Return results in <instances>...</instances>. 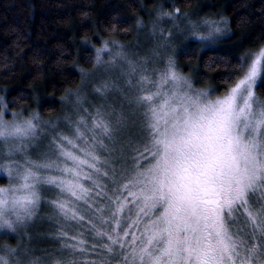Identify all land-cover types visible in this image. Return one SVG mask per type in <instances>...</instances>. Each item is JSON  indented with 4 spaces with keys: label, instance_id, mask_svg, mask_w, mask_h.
<instances>
[{
    "label": "snow or ice",
    "instance_id": "obj_1",
    "mask_svg": "<svg viewBox=\"0 0 264 264\" xmlns=\"http://www.w3.org/2000/svg\"><path fill=\"white\" fill-rule=\"evenodd\" d=\"M147 63L127 61L122 85L95 88L117 89L127 109L97 107L90 125L81 117L71 134L53 135L43 159L26 143L41 139L39 116L8 123L0 113V229L27 226L54 191V214L90 225L96 256L77 259L89 249L72 236L48 260L25 262L18 252L28 249L5 245L0 264H264V47L237 61L220 96L195 89L172 57L151 73Z\"/></svg>",
    "mask_w": 264,
    "mask_h": 264
},
{
    "label": "trees",
    "instance_id": "obj_2",
    "mask_svg": "<svg viewBox=\"0 0 264 264\" xmlns=\"http://www.w3.org/2000/svg\"><path fill=\"white\" fill-rule=\"evenodd\" d=\"M176 9L196 19L227 21L226 38L207 44L187 40L177 57L182 74L195 87L224 94L237 61L264 46V0H0V112L5 104L10 112L56 116L66 95L79 87L80 71L91 69L93 47L100 40L131 43L137 22H148L153 12ZM256 92L264 98L260 82ZM48 209L46 217L42 212L47 221L37 229L42 238L34 248L60 252L63 243H74L69 238L78 232L89 253L77 259H96L90 225L62 226L63 219ZM61 232L69 236L58 238ZM4 240L0 236V244Z\"/></svg>",
    "mask_w": 264,
    "mask_h": 264
},
{
    "label": "rangeland",
    "instance_id": "obj_3",
    "mask_svg": "<svg viewBox=\"0 0 264 264\" xmlns=\"http://www.w3.org/2000/svg\"><path fill=\"white\" fill-rule=\"evenodd\" d=\"M166 13H172V15H165V11L159 10L149 14L148 22L145 21V23L141 20L137 22L134 29V40L131 43H122L115 39L100 40L99 44L93 47L94 62L91 69L80 71L81 83L79 87L66 95L63 99L64 104L60 113L56 116L44 119L39 115L37 110H31L27 114H23L20 111H8L5 104L1 106L0 113L3 114V120L8 123L22 122L24 119L31 118L33 115L39 116L38 135L41 139L39 142H26L34 145L28 150L32 159H43V154L48 152L51 137L56 133L71 134V129L75 127V122L81 117L88 119L90 125V114H94L97 107L109 109L115 106L119 108L123 102L125 109L128 108L127 102L122 101L121 94L117 89H113L104 96H101L95 91V88L104 80L115 81L118 85H122L124 83L123 73L128 69L127 61H132L140 65L147 60L146 67L149 73H151L153 69L163 70L167 66L168 58L172 57L175 61L177 72L182 74L177 60L180 44L185 43L187 40H196L203 42V44L218 43L219 40L226 38L230 34L227 21L222 17L209 20L204 18L196 19L190 14H178L175 11ZM180 16L182 19H179L181 18ZM214 27H219L220 31L213 32ZM169 32L172 34L171 39H167ZM161 33H163L165 39L161 38ZM200 37H204V39ZM104 47L107 48V51L102 54L103 63L98 64L96 60L97 49ZM260 48L250 52L245 58L250 62L252 54L256 53ZM184 76L191 81L195 89L209 91L211 95L220 96L213 93L208 87H195L192 78L189 75ZM77 97L80 98L79 104L77 103ZM2 152L3 146L0 143V165L5 163ZM49 154L51 155V153ZM100 155L103 159L106 153L101 152ZM7 185V174L0 171V186ZM42 195L43 202L37 215L27 226H19L17 233H9L6 230L0 229V236L6 239L0 244V254H3L5 245L11 247H17L19 245L21 249L26 248L29 251L28 256H24L22 251L18 252V255H21L25 262L37 256L48 260L52 255H60V252L55 251L51 253L49 251H43L42 249L34 248L35 245H33V243L42 238L37 233V229L40 224L47 221H45L44 215H42L44 211L46 217L47 211H49L48 208L50 205L47 201L56 198L54 191L46 190ZM69 223L63 220L61 225H68ZM74 236H78L81 239L78 232ZM48 241L50 239H47L44 243L47 247Z\"/></svg>",
    "mask_w": 264,
    "mask_h": 264
}]
</instances>
